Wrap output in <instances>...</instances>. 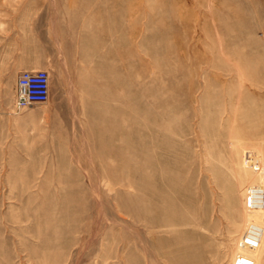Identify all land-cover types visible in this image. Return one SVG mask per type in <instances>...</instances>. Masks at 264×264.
I'll return each instance as SVG.
<instances>
[{"label": "rangeland", "instance_id": "obj_1", "mask_svg": "<svg viewBox=\"0 0 264 264\" xmlns=\"http://www.w3.org/2000/svg\"><path fill=\"white\" fill-rule=\"evenodd\" d=\"M0 264H264V0H0Z\"/></svg>", "mask_w": 264, "mask_h": 264}, {"label": "built area", "instance_id": "obj_2", "mask_svg": "<svg viewBox=\"0 0 264 264\" xmlns=\"http://www.w3.org/2000/svg\"><path fill=\"white\" fill-rule=\"evenodd\" d=\"M49 97L50 78L46 70H23L17 75L13 90L15 109L20 110L34 104H45Z\"/></svg>", "mask_w": 264, "mask_h": 264}, {"label": "crops", "instance_id": "obj_3", "mask_svg": "<svg viewBox=\"0 0 264 264\" xmlns=\"http://www.w3.org/2000/svg\"><path fill=\"white\" fill-rule=\"evenodd\" d=\"M24 63H25V61H23L21 64H20V62H18V63L15 65L16 70H18L19 67H20L21 65H23Z\"/></svg>", "mask_w": 264, "mask_h": 264}]
</instances>
